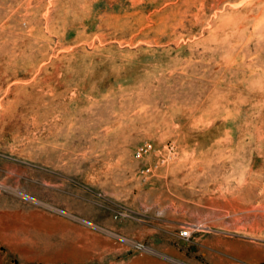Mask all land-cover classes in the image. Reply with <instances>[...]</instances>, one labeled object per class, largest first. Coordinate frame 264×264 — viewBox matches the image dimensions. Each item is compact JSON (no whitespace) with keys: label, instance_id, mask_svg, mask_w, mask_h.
I'll use <instances>...</instances> for the list:
<instances>
[{"label":"rangeland","instance_id":"obj_1","mask_svg":"<svg viewBox=\"0 0 264 264\" xmlns=\"http://www.w3.org/2000/svg\"><path fill=\"white\" fill-rule=\"evenodd\" d=\"M0 264H264V0H0Z\"/></svg>","mask_w":264,"mask_h":264},{"label":"built area","instance_id":"obj_2","mask_svg":"<svg viewBox=\"0 0 264 264\" xmlns=\"http://www.w3.org/2000/svg\"><path fill=\"white\" fill-rule=\"evenodd\" d=\"M183 235H187V233L185 232V233H183Z\"/></svg>","mask_w":264,"mask_h":264}]
</instances>
